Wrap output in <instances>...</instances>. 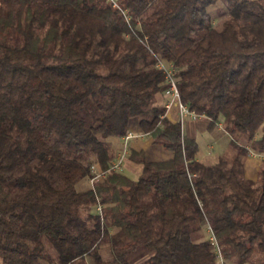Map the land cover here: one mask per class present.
<instances>
[{
	"label": "trees",
	"instance_id": "trees-1",
	"mask_svg": "<svg viewBox=\"0 0 264 264\" xmlns=\"http://www.w3.org/2000/svg\"><path fill=\"white\" fill-rule=\"evenodd\" d=\"M119 3L127 18L109 0H0V264H219L208 227L225 264H264V165L244 175L249 152L264 163V0ZM156 57L207 129L222 125L230 158H196L159 103ZM133 118L172 154L128 148L135 179L106 171V138ZM92 163L104 176L78 190Z\"/></svg>",
	"mask_w": 264,
	"mask_h": 264
},
{
	"label": "rangeland",
	"instance_id": "rangeland-1",
	"mask_svg": "<svg viewBox=\"0 0 264 264\" xmlns=\"http://www.w3.org/2000/svg\"><path fill=\"white\" fill-rule=\"evenodd\" d=\"M207 11L215 17L214 23L217 26H219V23L221 22V20L226 16L225 12L223 11V5H220V4L218 5L217 3L208 6ZM166 100H168L167 96H166V98L161 99L159 101V103H163ZM171 109L172 108H170V110ZM173 109L175 110V115H174V118H175V116H177V112H176L175 108H173ZM206 118L207 117L204 115H196V116H192V117H190L188 115L184 116L182 131L185 134H187L188 129H190L192 131L193 136L195 137V139L198 143V155H201L200 156L201 158L200 157L198 158V156L196 158H198V160H200L206 164H212V163L216 162L220 156L227 158V159L230 158L231 155L233 154V148L231 147V145L229 143V136L226 133H224L225 131H220V130L215 129V128L212 131L207 130L206 129V120L207 119ZM137 122H138L137 118H133L130 122V129H134L135 125L137 126V124H138ZM106 140L111 143V151H113V149L118 146L117 145L118 138L107 137ZM159 145H161V144H159ZM209 145H211V148H208ZM120 146L118 148L117 153H119L122 150V145H120ZM162 150L165 153L167 152L166 149H162ZM117 153H115V155ZM164 154L153 156V154L149 153L148 159L149 158L150 159H161V158H163ZM248 155L252 156L255 161L258 160V158L260 157L259 154H254L252 152H249ZM245 159H246V157H245ZM244 162H245V160H244ZM123 163H124V168L122 171L126 175H128L129 177L135 179L140 172V166L131 164L130 162H128L126 160V158L123 159ZM262 165H264V163H261L260 166H262ZM244 175H245V171H244ZM87 186H88V181H87V178H85V177L81 178L76 184V187L78 190L85 189ZM204 234H207V232L204 231ZM43 244H44L45 252H47L53 260H56L57 259V252L55 251L53 246L49 243V241L47 240L46 237H43ZM101 254L103 257L110 256V247L108 244L102 243ZM146 255L147 254L143 251H137V252L130 255L129 261L131 263H135V262L139 261L140 259L144 258ZM255 255H258V253Z\"/></svg>",
	"mask_w": 264,
	"mask_h": 264
},
{
	"label": "built area",
	"instance_id": "built-area-1",
	"mask_svg": "<svg viewBox=\"0 0 264 264\" xmlns=\"http://www.w3.org/2000/svg\"><path fill=\"white\" fill-rule=\"evenodd\" d=\"M111 4L118 8L121 13L127 18V12L120 6L119 0H109ZM155 66L162 71L164 74L165 80L167 82V88L165 91V95L168 97L166 100L164 107H165V114L168 115L170 108H175L177 112V119L181 125L183 126L184 116L188 115L190 117L196 116L197 114L190 110L185 104H183L179 97V91L177 88V80L175 78V67L172 63L165 62L164 60L156 57ZM135 135L132 131H128L122 137V150L117 153L113 159L110 161V165L106 171H122L124 167L123 159L126 158L128 152V143L131 138ZM261 156V155H260ZM105 170H100L95 163L90 164L89 166V176L87 178L88 185L93 189L94 185L101 181L102 177L104 176ZM96 211L101 215L102 213V206L99 202V197H97V203L95 205ZM209 231V239L216 247V254L217 260L219 264H225L224 259L219 252V248L217 246L216 240L214 235L211 233L210 228H207Z\"/></svg>",
	"mask_w": 264,
	"mask_h": 264
},
{
	"label": "crops",
	"instance_id": "crops-1",
	"mask_svg": "<svg viewBox=\"0 0 264 264\" xmlns=\"http://www.w3.org/2000/svg\"><path fill=\"white\" fill-rule=\"evenodd\" d=\"M163 98H166V96H164ZM165 102L166 101H164L163 104H165ZM174 115H175V110L172 108L169 111L168 116L174 117ZM206 119H207L206 120V129H207V125H208L209 119L208 118H206ZM215 129H218L220 131H224L220 124H218L215 127ZM130 131H132L135 136L129 140L128 148H133L135 150H143L145 152V156H146L147 160H162V159H168V158L171 157L172 154H171L170 151L167 150V152L165 153L162 150L164 148L161 145H159L157 143H154L153 139L150 136H148L147 134L140 133L138 124H137V126L135 125L134 129H130ZM224 133H226V132H224ZM186 135L194 137L193 133H192V131L190 129H188ZM117 145L118 146L113 149V153H114L113 156H115V153H117L119 146L122 145V138H118ZM208 148H211V145H209ZM149 153L153 154V156L154 155L164 154V153L165 154L163 155V158H161V159H150V158L148 159V154ZM197 156H198V158L201 156V155H198V151H197L196 157ZM127 161L130 162L129 160H127ZM130 163L134 164V165H137V164L132 163V162H130ZM261 163H262V156H260L258 158V160L255 161L252 156L248 155L246 157V159H245V162H244V171H245L246 177L251 178V179H255L256 176H257L258 169L261 167L260 166Z\"/></svg>",
	"mask_w": 264,
	"mask_h": 264
}]
</instances>
